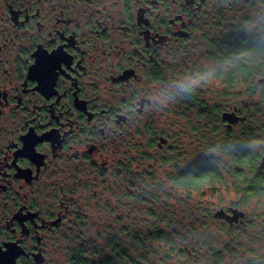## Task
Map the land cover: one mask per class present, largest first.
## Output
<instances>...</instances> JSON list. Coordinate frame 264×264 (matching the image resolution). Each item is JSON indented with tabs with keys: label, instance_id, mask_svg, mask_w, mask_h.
<instances>
[{
	"label": "flooded vegetation",
	"instance_id": "obj_1",
	"mask_svg": "<svg viewBox=\"0 0 264 264\" xmlns=\"http://www.w3.org/2000/svg\"><path fill=\"white\" fill-rule=\"evenodd\" d=\"M254 28L264 0H0V250L15 264L66 255L81 199L121 188L166 70ZM53 52L42 88L34 68Z\"/></svg>",
	"mask_w": 264,
	"mask_h": 264
},
{
	"label": "rangeland",
	"instance_id": "obj_2",
	"mask_svg": "<svg viewBox=\"0 0 264 264\" xmlns=\"http://www.w3.org/2000/svg\"><path fill=\"white\" fill-rule=\"evenodd\" d=\"M240 58L249 59L246 53L240 54ZM257 61L264 63V52ZM216 64L218 61L208 54L194 53L187 55L181 66L166 70L164 97H154V104L143 117L149 121V131L133 134L132 149L123 158L129 172L121 171L117 179L121 188L114 195L101 188L100 195L81 199L80 223L74 233L71 231V238L81 233L89 253L93 247L99 253L101 250L107 252L108 247L104 245L106 232L119 230L127 221L129 227L131 223L133 227L142 228L148 224L149 229L164 230L162 239H152L145 244V249L133 252L145 254L147 259L143 264H264V234L260 225L263 217L255 199L242 208L237 207L244 215L233 221L240 224L232 226L233 222L214 215L219 209L227 212L229 207L236 208L232 204L236 202V195L229 184L220 185L215 190L210 186L194 190L184 189L171 179L189 160L217 153L212 151L211 143L223 138L227 128L232 127L234 134L240 133L244 115L239 109L235 112L242 119L232 123L222 119V112L235 109L232 105L242 107L252 98L259 103L260 110L258 114L256 112L255 121H264L260 89L249 97L244 94L243 86L241 89L237 85L231 88L222 76L213 75L211 68ZM221 65L226 69L228 63ZM197 73L206 77L199 85H194L200 91V97L209 105L218 103L221 107L216 117L212 113L199 116L183 97L185 88L181 89L179 85L186 83L185 77ZM258 77L255 76L254 80L257 81ZM161 134L167 141L158 147L155 139ZM251 145L254 149L260 147L255 141ZM218 154L225 162L226 156ZM126 212L128 219H125ZM244 218L245 222L248 219L252 224L245 226ZM70 239L68 245L71 246ZM226 245L229 250H225ZM62 252L59 251L54 264H70L68 255H62ZM216 252L221 254L219 260L214 255ZM250 258H255V262L249 263Z\"/></svg>",
	"mask_w": 264,
	"mask_h": 264
},
{
	"label": "trees",
	"instance_id": "obj_3",
	"mask_svg": "<svg viewBox=\"0 0 264 264\" xmlns=\"http://www.w3.org/2000/svg\"><path fill=\"white\" fill-rule=\"evenodd\" d=\"M263 52L264 28H254L249 33L232 32L228 36V40L215 45L213 50L208 52L212 59L218 61V64L211 68L212 73L214 76H222L223 81L231 88L237 85L241 89L243 86L244 94L249 97L254 96L260 89L261 103L264 104V81L261 83L258 81L260 77L264 76V63L257 61ZM245 53L248 54L249 59H238L240 54ZM223 63H228V66H231L223 69L225 68L221 65ZM255 76H259L257 81L254 80ZM183 97L197 110L199 116L206 117L212 113L216 117L221 109L218 103L209 105V102L202 99L196 86L186 87ZM232 106L239 109L244 115V126L240 133L234 134L232 127L227 128L223 138L211 143L212 151L217 153L195 157L206 160V163L197 169L196 173L187 170L191 159L183 164L171 179L184 189L194 190H202L205 186H210L215 190L220 185L229 184L228 186L236 195V202L232 204L239 208L248 205L251 200L255 199L260 208V215L263 217L260 225H262L264 234V146L259 142L261 138H264V121H255L256 112L258 114L260 110L258 108L259 103L252 98L245 101L242 107ZM249 120L252 123H247ZM254 141L258 142L260 146L257 149L252 148L251 143ZM257 151H259V155L256 154ZM218 153L226 156L225 162H222ZM125 168L123 166L125 172L128 173L129 169L126 166ZM149 213L153 214L152 211ZM127 215L126 212L125 219H128ZM243 223L245 226L252 224L248 219L246 222L244 220ZM106 233L104 245L108 247V251L100 249V253L96 247H93L91 253L87 251L81 233L75 237L72 236L74 237L70 239L72 245H69L67 253V260L70 264H143L147 259L145 254H133V252L138 251V249H145V244L152 239H162L164 230L160 228L149 229L148 224L142 228L133 227L131 223L129 227L126 221V224L120 226L119 230L113 229L111 231L109 229ZM229 249L230 247L226 245L225 250ZM214 255L216 260L221 258L219 252L214 253ZM248 261L254 263L255 258H250Z\"/></svg>",
	"mask_w": 264,
	"mask_h": 264
},
{
	"label": "snow or ice",
	"instance_id": "obj_4",
	"mask_svg": "<svg viewBox=\"0 0 264 264\" xmlns=\"http://www.w3.org/2000/svg\"><path fill=\"white\" fill-rule=\"evenodd\" d=\"M63 62L61 52H53L51 55H43L38 58L34 68V75L37 80L41 82L42 88H49V82H55L56 75L60 69V64ZM39 141H36L38 143ZM264 144V138L259 141ZM28 150L31 151V145H28ZM39 150V149H37ZM259 155V151L256 152ZM206 163V160L193 158L188 165V171L196 173L197 169L201 168ZM19 253L14 249L7 251L0 250V264H15L16 257Z\"/></svg>",
	"mask_w": 264,
	"mask_h": 264
},
{
	"label": "water",
	"instance_id": "obj_5",
	"mask_svg": "<svg viewBox=\"0 0 264 264\" xmlns=\"http://www.w3.org/2000/svg\"><path fill=\"white\" fill-rule=\"evenodd\" d=\"M259 82H263L264 81V76L263 77H260L258 79ZM237 108H235L233 111H224L222 112V119L223 120H226L228 121L229 123H232V122H235L237 121L238 119H242V117L238 116L236 114V111ZM161 142H164L165 139L164 138H161L160 139ZM158 145H160V143H158ZM263 159H264V156H263ZM215 216H218V217H223L224 219H226L228 222H233V221H237L238 218L240 216H243L244 213L243 211L237 209V208H232L231 209V212H225L223 209H219L215 212L214 214Z\"/></svg>",
	"mask_w": 264,
	"mask_h": 264
},
{
	"label": "clouds",
	"instance_id": "obj_6",
	"mask_svg": "<svg viewBox=\"0 0 264 264\" xmlns=\"http://www.w3.org/2000/svg\"><path fill=\"white\" fill-rule=\"evenodd\" d=\"M206 77L205 75H201L200 73H197L193 76H187L184 79L186 80V83H182L179 85L181 89L186 87H191L194 85H199L202 80H204Z\"/></svg>",
	"mask_w": 264,
	"mask_h": 264
}]
</instances>
